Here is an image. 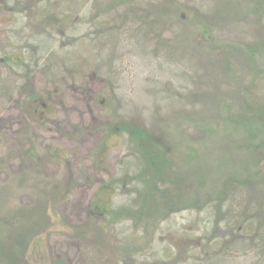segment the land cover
<instances>
[{
    "label": "rangeland",
    "instance_id": "1",
    "mask_svg": "<svg viewBox=\"0 0 264 264\" xmlns=\"http://www.w3.org/2000/svg\"><path fill=\"white\" fill-rule=\"evenodd\" d=\"M18 1L0 0V264H264V0Z\"/></svg>",
    "mask_w": 264,
    "mask_h": 264
},
{
    "label": "trees",
    "instance_id": "2",
    "mask_svg": "<svg viewBox=\"0 0 264 264\" xmlns=\"http://www.w3.org/2000/svg\"><path fill=\"white\" fill-rule=\"evenodd\" d=\"M21 0H19L18 2H17V5H20V6H23L21 3ZM48 7H50V5L48 6ZM47 7V8H48ZM47 8L45 9V11H43L42 13H44V12H47V13H49L50 11H47ZM42 11V9H41V7H37L36 9H35V12L38 14L39 12H41ZM50 21H54V20H50ZM56 22V21H55ZM19 35L20 36H22L23 37V32L20 34L19 33ZM18 38H21V37H19L18 36ZM21 40H24L23 38H21ZM21 49V48H20ZM26 49V48H25ZM38 50L39 51H42V50H45V52L46 53H44L45 54V56H46V54H47V49L41 44V46L38 48ZM21 51V50H20ZM29 57V60H28V58H22V59H24V60H22L21 61V63H20V68H21V66H23L25 69L23 70V75H25V77L24 78H26V77H28L29 75H30V72L28 71V68H30V69H32L31 67H30V65L29 66H27V64H25L26 62V60H28V61H30V63H33L34 62V60H37L38 61V59H37V54L35 53V51H32L31 52V57L30 56H28ZM44 59V58H43ZM6 60V59H5ZM17 63L18 62H13L11 65H13V66H15V67H18V65H17ZM5 66H8V61L6 62V65ZM9 67V66H8ZM10 68V67H9ZM19 68V69H20ZM17 70H19L18 68H16ZM46 71H49V70H51L52 69V67H51V63H49V66H47L46 67ZM17 70H15V71H17ZM101 103V102H100ZM44 110V109H43ZM44 112V111H43ZM130 133H131V131H130ZM143 133H140V134H135L134 136H132V138L134 139V138H138V139H142L143 138ZM144 141H146V140H144ZM151 148L153 147L152 145L150 146ZM145 148L147 149L148 148V146H147V144L145 143ZM146 151V150H145ZM148 152L149 151H151V152H149V157L148 156H146V158L149 160H153V158H156L158 155V151H156V150H150V149H148L147 150ZM148 165V163L145 165V166H147ZM149 165H151V164H149ZM232 191H233V188H232ZM222 205H223V203H221V204H219L218 205V207L219 208H221L222 207ZM238 205V206H237ZM237 205H235V203L234 202H231V203H226V207H225V211L223 212V214H221V216H225V218H224V223H225V225H226V228H228V229H231L232 227L233 228H236L237 229V227L239 228V227H244L245 228V226H246V224L248 223V222H250V221H252V220H254L255 219V217H256V213H254L253 215H252V217H251V215L248 213L249 212V210H252L250 207H251V205L250 204H243V203H238ZM244 205H245V208H244ZM189 207H191L190 205H189ZM260 230H262L260 227H258V228H256V230H254V232H261ZM263 231V230H262ZM261 236V234L260 233H257V234H255V235H253V238L255 237H257L258 238V245L260 246V250L262 251V250H264V238H261L260 237ZM247 237V235H245L244 234V238H246Z\"/></svg>",
    "mask_w": 264,
    "mask_h": 264
}]
</instances>
